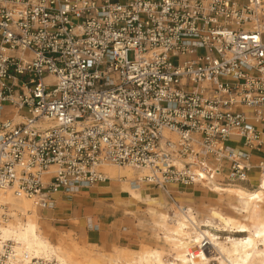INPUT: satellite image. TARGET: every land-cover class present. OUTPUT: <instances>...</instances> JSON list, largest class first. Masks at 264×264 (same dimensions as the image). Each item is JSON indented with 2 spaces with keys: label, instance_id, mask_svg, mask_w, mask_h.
I'll list each match as a JSON object with an SVG mask.
<instances>
[{
  "label": "built area",
  "instance_id": "built-area-1",
  "mask_svg": "<svg viewBox=\"0 0 264 264\" xmlns=\"http://www.w3.org/2000/svg\"><path fill=\"white\" fill-rule=\"evenodd\" d=\"M263 34L264 0H0V196L53 209L112 165L174 206L172 185L263 207ZM22 216L0 205V264H64L2 236Z\"/></svg>",
  "mask_w": 264,
  "mask_h": 264
},
{
  "label": "bare ground",
  "instance_id": "bare-ground-1",
  "mask_svg": "<svg viewBox=\"0 0 264 264\" xmlns=\"http://www.w3.org/2000/svg\"><path fill=\"white\" fill-rule=\"evenodd\" d=\"M103 170L112 179L113 185L106 182L96 184L100 187V198L111 197L115 204H125V214L128 216L148 215L163 233L162 247L138 251L136 256L130 252L123 253L122 256L127 257L125 264H212L213 261H218L219 264H264V208L252 204L247 199V191L244 188H228L227 194L221 196H217L214 190L208 192L203 198L208 203L207 214L201 219L193 205L184 204L185 197L177 198L174 206L162 196L145 194L147 185L132 183L139 179L136 171L112 165ZM124 177L127 180L121 179ZM254 184L256 187L257 183ZM184 188L187 187L172 185L168 189L179 197L180 194L186 195ZM12 193L3 192L0 205L9 204L23 216L18 219L16 225L2 229L3 237H15L20 247L22 245L39 256H55L64 264H104L101 258L90 255H85L79 260L63 247L54 245L51 240L53 228L49 224L46 230L40 226L42 216L39 209L34 207L31 200L15 197ZM188 201L193 203V200ZM170 211H174L173 217ZM91 220L92 218H88V221ZM86 223L82 222L80 236L83 239L87 236L84 229ZM202 225L221 231L243 232L247 233V236L239 238L228 235L227 238L219 240L217 234L210 229H200ZM202 237L210 240L215 248V255L204 257L195 253V244L199 243ZM109 264L122 262L114 260Z\"/></svg>",
  "mask_w": 264,
  "mask_h": 264
},
{
  "label": "crops",
  "instance_id": "crops-1",
  "mask_svg": "<svg viewBox=\"0 0 264 264\" xmlns=\"http://www.w3.org/2000/svg\"><path fill=\"white\" fill-rule=\"evenodd\" d=\"M258 159L259 156L255 155L254 163H257ZM259 179V171L257 169L253 170L250 173V183L246 184L245 187L248 189L255 187L254 183H258ZM112 182V179L109 178L106 183L113 185ZM187 188H192L190 190L192 195L197 194L200 198H205V193L208 195V192L201 190V188ZM99 192L100 187L95 184L92 187L82 189L79 194L74 196L59 193L53 197L55 207L49 210H40V214L44 217V221L52 228H54V223L55 225L59 223L70 229H79V235H81L82 222H87L84 224V229L87 235L86 240L91 245L101 247H111L114 244L130 245L132 238L125 237L124 233H121L126 230V228L124 230L121 229V226L125 223L126 205L115 204L114 199L111 197L101 199ZM180 196L184 197L185 195L180 194ZM88 218H92L94 225L98 224V230H91L89 228ZM72 221H77L78 226L76 225L75 227L73 224H70ZM119 233L122 234L121 238H119ZM124 239H127L128 242H124Z\"/></svg>",
  "mask_w": 264,
  "mask_h": 264
},
{
  "label": "rangeland",
  "instance_id": "rangeland-1",
  "mask_svg": "<svg viewBox=\"0 0 264 264\" xmlns=\"http://www.w3.org/2000/svg\"><path fill=\"white\" fill-rule=\"evenodd\" d=\"M239 1L242 2V0ZM130 58H132V55H130ZM24 114H26V112H24ZM146 187V191L144 192L145 194L148 193L162 196L165 201L171 204L162 190L148 185ZM191 189L186 188L184 191L186 194L184 196L186 198L184 204L193 205V207L198 211L199 217L203 219L207 214L208 203L206 202V199L204 200L203 198H200L197 194L191 195ZM204 195L206 197L207 194L205 193ZM180 197L182 198L183 196ZM180 197L177 196V198ZM188 200H193V203H190ZM39 223L40 226L46 230L48 223L44 221V217L40 219ZM70 224H73L76 227L78 222L72 221ZM53 227V236L51 239L53 244L57 247H63L67 252L71 253L79 260L85 257V255H90L101 258L104 264H109L114 260H119L122 264H125L127 257L122 256L124 255L123 253L128 254L130 252L131 254H135L133 256H136L138 251L141 252L143 250L160 248L164 245L162 231L156 227L152 218L144 214H138L136 217L125 215V223L121 226V229L124 230L126 228V230L121 233H124L125 237L132 238L130 245L114 244L111 247L91 245L88 240L80 237L79 229H70L59 223L56 225L54 223ZM121 235L122 234L119 233V238L122 237ZM123 241L128 242L127 239H124Z\"/></svg>",
  "mask_w": 264,
  "mask_h": 264
}]
</instances>
